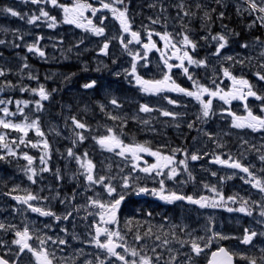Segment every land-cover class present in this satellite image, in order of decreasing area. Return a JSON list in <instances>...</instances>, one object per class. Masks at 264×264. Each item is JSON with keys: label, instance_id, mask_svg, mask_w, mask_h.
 <instances>
[{"label": "rangeland", "instance_id": "obj_1", "mask_svg": "<svg viewBox=\"0 0 264 264\" xmlns=\"http://www.w3.org/2000/svg\"><path fill=\"white\" fill-rule=\"evenodd\" d=\"M90 1L95 5V0H89V2ZM60 2L71 4L73 0H60ZM153 2L154 0H131L129 14L130 16H134L133 30L139 29L141 25H148L156 31H164V28L161 25H151L148 20V17L151 16L155 18L159 13L158 8L154 9L148 7V5ZM160 2L168 8L167 15L169 20L167 30L169 32H179V22L174 19L176 16V9L170 6L175 5L177 0H160ZM195 2H197V0H187L188 4H193ZM199 2L211 7H216L217 12L223 10L226 14L227 11H231L235 15L233 18V24H231V26L228 25V28L239 33V35L232 36L229 39V45L222 50V56L233 55L245 58L249 56H258L259 48L254 44L255 40L250 39L249 33L251 28L247 27V25L251 23L250 20L252 17L248 15L240 16L237 14L235 10L237 0H225L227 6L224 9L213 4L212 0H199ZM6 7H11L16 11H19L21 14L27 13L28 15L36 12L38 8L37 5L23 3L22 0H0V9ZM46 10L49 11L50 15L55 16L58 22L62 21L63 13L59 8L46 6ZM104 14L109 17L105 20L106 35L111 37L119 34L118 22L112 19L109 13L105 12ZM86 15L91 16V13H86ZM100 15L101 13H97V17L93 20L94 23H98ZM185 22H187V20ZM194 22L201 23L199 18L193 19L192 23ZM192 23L191 28L193 29V32L191 35L198 40L199 35L195 32V24ZM257 26L264 29V27H261L259 24H257ZM238 27L243 29V34L238 30ZM0 29L7 30L6 32H0V39L6 41V44L0 45V54H2L0 55V66L11 68L13 71V74L6 78H0V81L7 79L12 81L13 84L20 86L26 85L32 88L37 87L38 84H43L50 92L53 88L58 89L57 92L52 94L50 100L42 102V111L36 112L33 104H30L29 107L24 109L25 115L30 119L35 118L36 116L40 118V126L46 132L51 146L49 167H51L53 171L59 167L61 172L65 174L68 172H75L77 165L74 161L68 163L61 156V154L71 146L70 141L52 134L49 132V129L53 126L63 129L64 117L77 115L78 119L83 117L87 120V123L93 129L92 135H105V126H113L115 122H112L100 112L98 104L103 103L107 106L108 110L113 111L114 114L121 113L130 117L126 126L122 129V135H120L121 129H115L117 134L120 135V138L126 144H144L145 146L150 147L153 151L159 150L168 153H171V150L175 148L186 149L189 154L195 151H199L201 154L208 153V155H203V158L200 160L188 162V171H190L192 176L195 177L194 180H188L187 173L182 170V166L178 169L179 174L174 179H165V188H168L169 191H175L178 194L185 196H193L194 198H199L200 196L212 197L215 194L204 187V185L207 184L215 186L222 192L225 198L238 195L245 199H259V193L257 190L251 188L249 184H246L241 179V176H245L244 173H241L236 169L232 170V168L227 167L226 165L212 162L213 155L211 154L219 155L225 160L228 158V155L231 154L234 159H239L245 166L250 164L255 165V170L253 169V171L259 176H264V173H260L259 171L260 168L264 167V164L258 159L259 153L255 148H250V145H255L256 148H260L261 145H264V131H252L247 128L237 129L232 127L234 117L227 111L230 109V111L237 116L246 115V110L242 101L233 100L231 104L228 105L219 99V101L214 99L213 111L215 112V115L208 118L207 121L209 122H197V127L202 128L204 131L212 132L215 134V138L217 137L216 140L224 145L223 147H217L213 140H209L206 136L201 137L202 133L187 128V123L195 120L200 111V106L194 99L188 100L185 97L179 98L169 95L166 92H161L159 94H146L141 92L138 87L130 84L123 75L119 77L114 75V73L122 71L123 68H127L130 63V57L122 52L117 41H112L109 47V56H104L99 54V48L105 40V37L103 36L97 37L75 25L66 23H58V26L54 29L48 28L43 22H38V25H29L26 22V19L21 20L18 17H12L11 15H6L2 12H0ZM16 30H19L20 33L24 34L23 41H15L21 45L19 48L14 47L12 44V41L15 39L13 33ZM211 31L213 32V28H211ZM221 31L222 28L218 25L214 33ZM202 35H205V31ZM37 36L44 37V39L40 41V46L45 50L47 59H41L38 55L28 52L24 46L25 44H31ZM141 36L144 37L143 31H141ZM153 38L155 39L156 36H153ZM81 39L84 41L82 44L79 43ZM242 43H249L252 46L248 49H244L240 47ZM77 44H79L78 47H73ZM202 46H205V42ZM202 46L200 47L201 49ZM132 47L138 48L139 46L133 45ZM208 47L209 50L207 49ZM207 48L206 50L208 51L205 57H208L209 67L205 68L203 72V82L211 83L213 78L217 81L221 80L222 82L219 81L217 83L220 84V87L225 91H228L231 87V81L222 76V67H229V70L233 75L237 77L242 76L249 81L251 80L250 76H254L253 73L260 70L256 66L257 62L255 59L252 60L250 66L246 65V67H242L237 64L230 67L232 62L223 61L218 57H212L210 55L215 50V44L208 45ZM68 49H71V51H68ZM22 58H26V62L30 65L29 69L24 70L25 75L23 79L14 74L19 72L21 65L25 62ZM113 59H116L115 64L112 62ZM148 59L150 62L148 68H140L138 66V72L140 75L145 79H155L156 76L163 74L164 69L159 65V60L153 51L149 53ZM105 65H107V67H105ZM85 66L87 67V71L83 70ZM98 67L100 68V71H96ZM29 71L34 75H38L39 80L28 79L26 74ZM189 71L196 75L197 70L195 66L191 67ZM72 73H75V75L72 76L71 80L64 82V77ZM92 80L96 81V86L94 88L84 89L82 87L83 84ZM190 84L193 86L191 81ZM254 85L257 88L258 94L264 95V81H259L258 84ZM212 87L214 86L212 85ZM0 97L28 101H36L39 99L37 95H33L29 92H20L19 88L6 89L3 93H0ZM112 97L118 99L122 108L113 109V107L108 104V101ZM165 97L175 100L177 104L173 105L168 103V99H165ZM205 99H207V97ZM261 103L262 102L259 101L254 110L249 105L248 108H250L254 114L260 115ZM142 104H147L155 110L150 113H141L138 109ZM247 104H249V97L247 98ZM85 106L88 108L87 113L83 111ZM9 107L12 111H15L14 104L9 105ZM157 110L186 113V115L173 120L171 117L162 116L160 111ZM133 116H138L139 119H131ZM22 119L23 118L20 115H17L14 118L16 122H19ZM143 120H148L150 123L145 125L141 122ZM177 124H179L180 127H176ZM128 128H130L132 134L128 132ZM0 131L4 130L0 129ZM18 135L19 134L16 132H11L9 139L16 138ZM64 135H68L67 130H64ZM29 138L38 139L34 136L33 132H29ZM202 138L204 140H202ZM244 141H247L248 143L245 144ZM205 147H207V149ZM85 150L88 152L89 158H91L95 164L97 163L96 166L98 172L102 171L104 174H115L119 172L120 169H123L121 175L130 173L133 178H138L130 180V183H132L134 187L138 186L147 187L148 189H159V180L163 177H156L154 173L149 175L138 169L133 171L132 164L136 162L132 161L130 156L125 160L114 152L102 150L91 138L87 139L75 149L77 152H83ZM2 151L3 150H0V153H2ZM18 151L27 152L29 155H32L36 158L34 166L39 165V156L42 154L40 150L25 148L23 145H20ZM261 152H264V148H261ZM176 155V160L184 159L182 154L177 153ZM142 157L145 158L144 155ZM0 164V184L3 193L0 194V222L6 224L12 223L18 227H23L27 224L34 235L42 237L51 236L53 239H63L65 241L67 238L66 244L61 245L57 243L53 245L49 242L46 245L50 252H55L56 259L53 260V264H61V256H63V254L66 258H64V264H66V262L67 264H84L85 260H92L93 264H96L95 256L97 254L101 256V259L105 258L103 250L96 248L94 244L88 242L91 240L90 233L92 232V229L89 225L93 223L92 216H89L87 220H84L82 218L85 213L81 211L79 214L73 213V216L68 220L61 219L60 221H56L50 216L44 217L38 213L32 212L27 209L25 205L12 199L11 196L5 195V193H8L17 185L21 190H18L12 195H24L22 189H29L32 192H36L40 188L45 189V191L40 193L41 195L50 196L51 193L48 191L49 188L58 189L61 196L71 195L73 190L77 187L75 182H70L67 179V175H65L64 182L58 184L56 178L51 173L45 172L43 173V179L37 177V183L32 184L22 170L26 164V161L23 159L9 156L5 160H0ZM139 164L140 167L146 166L142 162ZM109 165L111 166L110 171L108 167ZM5 170H8V173H6ZM213 172L216 173L215 176L212 175ZM79 183L83 184L82 178L79 180ZM97 191H100V189H97ZM117 191H121L118 184ZM124 191L128 194L122 201L117 215L119 218V227L122 234L126 235L127 243L130 247H140V245L133 239L134 234L138 232L143 236L144 233L151 228L152 232L149 233V237L146 238V242L149 246L153 245L155 242H157L156 244L160 243V241H155V236L159 235L161 240L168 239L171 241L168 247L179 249L181 252H188L189 248L187 246L181 248L180 244L174 239L173 233L176 234L177 238L182 239H189L187 235L189 232L193 237H204V241H200L202 246L205 241H208L209 238L212 237L213 232L229 237L228 239H219L218 237L212 238L210 247L206 248L204 252L194 258V264H206L210 259L211 253L216 249H220L222 246H226L233 253L236 259V264H248V260L241 257L254 256L259 258L261 255L259 249L264 248V237L257 236L251 245H245L241 243L240 240L244 235V230L246 228L250 230L254 229L257 232L264 231V225L257 223L260 218L255 211L252 216H248L236 211L229 212L226 207L223 206L200 207L197 204L180 201L168 203L158 199V196L151 194H148L146 198L144 197L146 194L137 195L132 188L125 189ZM88 195H92V193L89 192ZM102 197L107 199L103 194ZM76 203H84V197L78 195ZM40 206L50 208L60 216H63V214L69 210L67 205L61 204L59 200L52 199L47 202H42ZM238 206V204H232L230 201L227 202V207L235 208ZM2 210L4 211L1 212ZM149 213H151V215H149ZM128 221L130 223H128ZM173 225H176L177 227L173 228ZM109 227H111V225H109ZM64 229L67 231H64ZM80 233L83 234L81 235ZM14 238V233L11 231L0 232V239L7 242L5 246H0V255H4L3 257L11 264H14L15 261V256L13 254L16 252V246L11 244V241ZM104 239L105 238L102 236L101 240ZM30 243L35 246V239L30 241ZM140 243L143 244L145 241L142 240ZM67 244L72 246V251L77 256H70V248ZM9 249H11V251H9ZM118 251H122V249H118ZM146 251L151 255L149 249H146ZM157 251H164L165 258H167L166 249L158 248ZM93 252L95 254H93ZM180 259L183 260L184 257H181ZM20 264H33V257L25 252L20 257ZM111 264H120V262L116 261L115 258H112Z\"/></svg>", "mask_w": 264, "mask_h": 264}, {"label": "snow or ice", "instance_id": "obj_2", "mask_svg": "<svg viewBox=\"0 0 264 264\" xmlns=\"http://www.w3.org/2000/svg\"><path fill=\"white\" fill-rule=\"evenodd\" d=\"M23 3H31L37 5V11L31 15L27 13L21 14L19 11L14 10L11 7L0 9V12L11 15L12 17H18L21 20H25L29 25H38V22H43L48 28H56L58 23H66L75 25L78 28L83 29L86 32L91 33L97 37H105L99 48V54L109 56V47L113 40L117 41L123 53L130 57V63L127 68H123L122 71L114 73L117 77L123 75L130 84L138 87L139 90L146 94H159L161 92H177L181 93L186 97L194 99L200 106V111L196 116V119L187 123V128L195 130L198 133H202L208 137L209 140H213L217 147H223L224 145L219 143L215 138V134L204 131L202 128L197 127V122L205 123L210 116L215 115L213 111V100L219 99L225 104L230 105L233 100H240L244 104L246 115L237 116L232 113L230 109L227 111L234 117L232 127L237 129H250L252 131H264V95L258 94L254 90V86L249 82L248 79L237 77L232 74L229 67H222V76L231 81V87L228 91H225L220 87L215 78L212 79L211 83L214 87H209L201 84L199 80L194 78V74L189 71L193 66L196 68H207L208 57L198 59L194 56L196 53L199 41H204L205 45L215 44V50L210 54L212 57H218L223 61L232 62L230 67L237 64L243 66L250 65L252 60L255 59L258 69L254 72V75L259 81H264V41H261L259 37L255 38L254 44L258 46V56L239 57L233 55H221L222 50L228 47L229 39L232 36H238L239 33L229 29L227 25L222 24L221 32L213 33L211 31L213 24V15L215 14L216 19L222 21L224 19V11L217 12L216 7H211L207 4L200 3L199 0L193 4H188L187 0H177L175 5H170L176 9L175 20L179 22V32H169L167 15L168 8L164 6L160 0H154L153 3L148 5L149 8H158L159 13L155 18L148 17L151 25H161L164 31H156L154 28L148 25H141L139 29L133 30L134 16L129 14V5L131 0H96L95 5L89 0H73L71 4L61 3L60 0H22ZM212 3L224 9L227 5L225 0H212ZM46 6L53 8H59L63 13L62 21H57V18L50 15L49 11L46 10ZM236 12L240 16L248 15L252 17V21L248 28H252L259 24L264 27V0H237L235 5ZM107 12L111 15V18L119 24V34L108 37L106 35L105 20L109 17L104 13ZM91 13V16L86 15ZM97 13H101L98 23H94L93 20L97 17ZM199 18L201 21V30L205 31V35L200 36L199 40L195 39L191 33V23L193 19ZM187 20V22H185ZM5 29H0V32H6ZM141 31L144 32V37L141 36ZM15 39L12 41L14 47L19 48L21 45L16 43V40L23 41L24 34L16 30L13 33ZM153 36L159 38L162 43V47L157 46V41L153 39ZM43 36H37L31 44H25L27 51L38 55L41 59H47L45 50L40 46V41L43 40ZM84 41H79L82 44ZM62 43V41H61ZM6 44L4 39H0V45ZM133 45L139 46L138 48L132 47ZM79 44L73 47H78ZM249 43H242L241 48L248 49L251 47ZM155 50L160 54L163 61V65L166 69L162 78L160 79H145L138 72V66L140 68L149 67L148 55L150 52ZM71 51V49H68ZM2 55V54H0ZM25 62L21 65L19 72L14 73L23 79L25 69H29L30 65L26 62V58H22ZM177 61V63H171V60ZM116 63V59L112 61ZM107 67V65H105ZM173 68L181 70L182 75L187 77L193 84V89L189 90L181 87L175 82L170 73ZM87 71V67L83 69ZM96 71H100L98 67ZM13 74L11 68L0 66V78H6ZM75 73L69 74L64 77V82L71 80ZM27 78L30 80H39L38 75H34L31 71L27 72ZM222 82V81H221ZM96 86V81L92 80L82 85L84 89H91ZM19 88L20 92H29L39 97L36 101L28 100H13L11 98L5 99L0 97V160H5L7 157H13L17 159H23L26 161L23 171L27 176V179L32 183H37V177L43 179V173L49 172L55 178L58 184L63 183L65 175L70 182H75L77 187L73 190L71 195L61 196L58 189L49 188L48 191L51 193L50 196L41 195L40 193L45 191L44 188H40L36 192H32L29 189H22L24 195H12L13 193L21 190L19 186H14L8 193L12 199L18 203L23 204L27 209L34 213H38L44 217H52L56 221L61 219L68 220L73 216V213L79 214L81 211L85 213L82 219L87 220L89 216L93 217V223L89 225L92 229L90 233L91 240L88 241L95 245L96 248L103 250L105 258L101 259L100 255L95 256L96 264H111L112 258L119 261L120 264H194V258L199 256L204 250L210 247L212 238L218 237L219 239H228L229 237L223 236L220 233L213 232L212 237L208 241L201 245L200 241H204V237H193L189 232L187 233L189 239L177 238L176 234L173 233L174 239L180 244L181 248L187 246L188 252H181L179 249H173L168 247L171 241L168 239L161 240L159 235L155 236V241H160L159 244L153 243L149 246L146 242V238L149 237V233L152 229L149 228L143 236L138 232L134 234V241L140 245L139 248L130 247L127 243L126 235L122 234L119 227L118 212L122 201L128 194L125 189L132 188L137 195L140 194H151L158 196L161 200L172 203L178 200H187L189 203L197 204L200 207H226L229 212L244 213L248 216H252L253 212H257L259 220L257 223L264 225V176H259L253 169L255 165L245 166L239 159H234L231 154L225 160L219 155L213 154L214 163L220 165H226L232 169H236L245 176H241V179L249 184L253 189L259 193V199L251 200L233 195L225 198L221 191L215 186L205 184L204 187L209 189L215 195L212 197L200 196L194 198L193 196H185L178 194L175 191H167L165 189V179L172 180L178 174V169L182 166V170L187 173L188 180H194L195 177L188 171L189 161H197L203 158V155L199 151L189 152L186 149L175 148L171 150V154H163L159 150L153 151L150 147L144 144H126L120 138L122 135V129L126 126L127 121L130 117L126 114L116 113L109 111L107 106L103 103L98 104L100 112H102L109 120L115 122L113 126H105V135H92L93 129L87 123L85 118H77V115H69L64 117L63 129L53 126L49 129V132L56 136H60L64 139H68L71 146L61 154L62 158L68 163L75 162L77 169L75 172L62 173L61 169L57 167L55 171L49 167V161L51 159V146L47 137L46 132L40 126V118H29L24 113V109L29 107L30 104L34 105L35 111L40 112L43 110V101L50 100L53 93L57 92L58 89L53 88L48 91L43 84H38L37 87L32 88L30 86H20L13 84L12 81L4 79L0 81V93H3L6 89ZM207 97V99H205ZM253 97L258 101H261L260 115L253 114L252 110L247 106V98ZM168 103L176 105L177 102L168 97ZM15 105V111H12L9 105ZM108 104L113 109L122 108V105L117 98L112 97ZM155 109L149 107L147 104L139 106L138 111L141 113H150ZM87 113L88 108L85 106L83 109ZM160 114L165 117H171L176 120L186 113H176L167 110H157ZM20 115L23 119L16 122L14 118ZM131 119H139L138 116H133ZM143 124L148 125L150 121L143 120ZM176 127H180L179 124ZM116 128L121 129L120 135L115 131ZM64 130L68 131V135H64ZM16 132L19 135L16 138L9 139L10 133ZM29 132H33L34 136L38 139L29 138ZM91 138L94 140L102 150L108 152H114L116 155L123 157L125 160L131 157L132 161L136 163L132 164V170L137 169L143 173L149 175L155 174L156 177H163L159 180V189L153 188L148 189L147 187H134L130 180L138 179L133 178L131 174L121 175L123 169L115 174H104L102 171H97V166L91 158H89L88 152H77L75 149L83 144L87 139ZM195 139V138H194ZM247 144V141H244ZM23 145L25 148L38 149L42 153L39 156V165L34 166L36 158L29 155L27 152H19V146ZM250 148H255L259 153L258 159L264 164V152H261L260 148H256L255 145H250ZM118 150V151H117ZM141 153H147L148 155L155 157L156 162L148 164L144 161L146 166L140 167L139 162L143 159ZM177 153L183 155L184 159L179 162L176 161L175 156ZM109 171L111 166L109 165ZM167 169V172H165ZM260 173H264V167L259 169ZM216 175L215 172L212 173ZM83 179V184L79 183L80 179ZM231 178V177H229ZM115 182V183H114ZM117 184L121 191H117ZM100 189V191H97ZM91 192L92 195H88ZM102 194L107 199L102 197ZM84 197V203L77 204V196ZM50 199L59 200L61 204H65L69 207L63 216L57 215L50 208L41 207L42 202H47ZM232 204H238V207H227V202ZM35 202V203H33ZM151 215V213H149ZM130 223V222H128ZM111 225V227H109ZM177 227L173 225V228ZM13 232L14 239L11 244L16 246V252L14 264H20V257L27 252L33 257V264H53V260L56 259L55 252H50L46 245L51 242L53 245L59 243L61 245L66 244L63 239H53L51 236H39L34 235L30 230L29 226L25 224L23 227H18L12 223L0 222V232ZM64 231H67L64 229ZM167 235V234H166ZM104 240H101V237ZM264 237V231L257 232L252 229H245L244 235L240 238L241 243L245 245H251L253 240L257 237ZM35 239L36 245L34 246L30 241ZM144 240L145 243L140 242ZM6 241L0 239V246H5ZM254 246V245H253ZM122 251H117V249ZM158 248L166 249L167 258H165L164 251H157ZM149 249L151 255L148 254ZM11 251V249H9ZM261 255L259 258L254 256L241 257L248 260V264H264V248L259 249ZM220 254L227 260V264H232V255L229 254L226 249L220 248L218 250ZM218 253H212V260L210 264H216V257ZM130 257V258H129ZM184 257L183 260L180 258ZM0 264H9V261L3 256H0ZM84 264H93L92 260H85Z\"/></svg>", "mask_w": 264, "mask_h": 264}, {"label": "flooded vegetation", "instance_id": "obj_3", "mask_svg": "<svg viewBox=\"0 0 264 264\" xmlns=\"http://www.w3.org/2000/svg\"><path fill=\"white\" fill-rule=\"evenodd\" d=\"M256 37H259L260 39L261 38H264L263 28H259L257 25H255L251 29V38L253 40H255ZM173 63L175 64V63H177V61H173ZM174 72H175V77L173 79L175 80V82L177 84H179L183 88L187 87L186 80H185V76L182 75L181 70L180 69H177V68H174ZM160 152L163 153V154H171V153H168V152H162V151H160ZM176 158H177V155L175 156V159ZM179 160H176V161H179ZM144 161H147L148 164H152V163H155L156 162V159H155V157H152V156L151 157H147L146 156L145 159L143 160V164H144ZM165 171H167V169H165ZM0 189H1V184H0ZM165 189L167 191H169L168 188H165ZM186 195H188V194H186Z\"/></svg>", "mask_w": 264, "mask_h": 264}, {"label": "bare ground", "instance_id": "obj_4", "mask_svg": "<svg viewBox=\"0 0 264 264\" xmlns=\"http://www.w3.org/2000/svg\"><path fill=\"white\" fill-rule=\"evenodd\" d=\"M148 1V0H147ZM236 10V9H235ZM236 13V12H235ZM246 16V15H245ZM69 39V38H68ZM70 41V40H69ZM62 66V65H61ZM248 66H250V65H248ZM246 67V66H245ZM243 70V69H242ZM247 70V69H246ZM250 71V70H249ZM47 72V71H46ZM253 72V71H252ZM247 73H249V72H247ZM254 74V73H253ZM255 76V75H254ZM102 100V99H101ZM85 117V116H84ZM141 117V116H140ZM99 119V118H98ZM96 120V119H95ZM102 120V119H101ZM106 122V121H105ZM113 122V121H112ZM142 122V121H141ZM207 122H209V121H207ZM103 123V122H102ZM108 123V122H107ZM132 125V124H131ZM133 126V125H132ZM96 127V126H95ZM139 127V126H138ZM221 127V126H220ZM134 128V127H133ZM150 128V127H149ZM215 128V127H214ZM138 129V128H137ZM186 129V128H185ZM218 129V128H217ZM223 129V128H222ZM130 130V129H129ZM163 130V129H162ZM214 130V129H213ZM224 130V129H223ZM226 130V129H225ZM209 131V130H208ZM188 132V131H187ZM214 132H215V130H214ZM138 133V132H137ZM176 133V132H175ZM212 133V132H211ZM178 134V133H177ZM217 134V133H216ZM179 135V134H178ZM196 135V134H195ZM221 135V134H220ZM198 136H199V134H198ZM202 136H204V135H202L201 134V137ZM175 137V136H174ZM201 137H199V138H201ZM220 137V136H219ZM221 137H223V136H221ZM177 138V137H176ZM204 138V137H203ZM202 138V140H204ZM217 138V137H216ZM185 139V138H184ZM197 139V138H196ZM222 140V139H221ZM220 140V141H221ZM193 142V141H192ZM208 142V141H207ZM222 142V141H221ZM186 143V142H185ZM204 143V142H203ZM224 143V142H223ZM166 144V143H165ZM170 145V144H169ZM195 145V144H194ZM225 145H226V143H225ZM89 146H90V143H89ZM183 146V145H182ZM185 146V145H184ZM191 146V145H190ZM206 146V145H205ZM66 147V146H65ZM206 149H207V147H205ZM214 148V147H213ZM211 149V148H210ZM88 150V149H87ZM96 150V149H95ZM218 150V149H217ZM204 151V150H203ZM211 151V150H210ZM211 155H213V154H211ZM98 156V155H97ZM105 158V157H104ZM116 159V158H115ZM95 160H97V159H95ZM100 160V159H99ZM247 162V161H246ZM97 164V163H96ZM248 164V163H247ZM112 165V164H111ZM233 170V169H232ZM255 170V169H254ZM16 175V174H15ZM13 177V176H12ZM15 178V177H14ZM203 180V179H202ZM14 182V181H13ZM16 182V181H15ZM19 183V182H18ZM17 183V184H18ZM201 184V183H200ZM188 186V185H187ZM186 186V187H187ZM119 187V186H118ZM184 187V186H183ZM193 187V186H192ZM190 188V187H189ZM198 188V187H197ZM252 188V187H251ZM200 189H202V188H200ZM198 190H199V188H198ZM253 190V189H252ZM190 191H192V190H190ZM255 195H256V193H255ZM253 196V195H252ZM157 198V197H156ZM158 199H160V198H158ZM159 201V200H158ZM164 202V201H163ZM156 203V202H155ZM159 203V202H158ZM61 206V205H60ZM154 208V207H153ZM66 209V208H65ZM1 210V209H0ZM4 210H2L1 212H3ZM11 211V210H10ZM129 211V210H128ZM132 211V210H131ZM123 212H124V210H123ZM126 212V211H125ZM163 213V212H162ZM161 213V214H162ZM1 214V213H0ZM133 214V213H132ZM157 214V213H156ZM8 215V214H7ZM126 215V214H125ZM122 216V215H121ZM128 216V215H127ZM132 217V216H131ZM134 217H135V214H134ZM125 218V217H124ZM128 218V217H127ZM143 218H145V217H143ZM129 219V218H128ZM141 219V218H140ZM127 220V219H126ZM131 221V220H130ZM142 221V220H141ZM129 222V221H128ZM141 224V223H140ZM74 225V224H73ZM76 225V224H75ZM138 225V224H137ZM82 226V225H81ZM60 227V226H59ZM70 227V226H69ZM84 227V226H83ZM74 228H76V227H74ZM67 229V228H66ZM154 229V228H153ZM69 231V230H68ZM159 231V230H158ZM70 232V231H69ZM76 232V231H75ZM159 232H161V231H159ZM73 233H74V231H73ZM155 233V232H154ZM75 234V233H74ZM81 234V233H80ZM83 234V233H82ZM81 234V235H82ZM159 234V233H158ZM69 235V234H68ZM67 235V236H68ZM153 235V234H152ZM60 236V235H59ZM63 236H64V234H63ZM69 237V236H68ZM74 237V236H73ZM76 237V236H75ZM151 237V236H150ZM65 239V238H64ZM72 239V238H71ZM85 240H86V238H85ZM66 241H67V238H66ZM85 242V241H84ZM70 243H73V242H70ZM83 243V242H82ZM155 243H157V242H155ZM85 244V243H84ZM69 245V248H70V253H71V257L72 256H77V255H75V253L72 251L73 249H72V246L70 245V244H67V246ZM92 245V244H91ZM133 246V245H132ZM77 247V246H76ZM84 247V246H83ZM86 247V246H85ZM92 247V246H91ZM135 247V246H134ZM78 248V247H77ZM91 249V248H90ZM89 249V250H90ZM65 251V250H64ZM67 251V250H66ZM82 251V250H81ZM84 251V250H83ZM97 251V250H96ZM95 252V251H94ZM93 252V254H95ZM66 253V252H65ZM91 253V252H90ZM98 253V252H97ZM78 254V253H77ZM81 254V253H80ZM100 254H102V253H100ZM67 255V254H66ZM59 257H60V255H59ZM58 257V258H59ZM101 257V256H100ZM64 258H65V255L63 254V256H61V264H64ZM94 258V257H93ZM60 259V258H59ZM66 259V258H65ZM72 259V258H71ZM68 260V259H67ZM70 260V259H69ZM73 261V260H72ZM72 263V262H71ZM66 264H67V262H66ZM75 264V263H74Z\"/></svg>", "mask_w": 264, "mask_h": 264}, {"label": "trees", "instance_id": "obj_5", "mask_svg": "<svg viewBox=\"0 0 264 264\" xmlns=\"http://www.w3.org/2000/svg\"><path fill=\"white\" fill-rule=\"evenodd\" d=\"M219 11H221V10H219ZM218 11V12H219ZM235 17V15L230 11V12H226V14H225V18L222 20V21H220V20H217L216 19V17H215V15H213V24H212V27H213V29H215V27H217L218 25H222V24H224V25H231V24H233V18ZM238 30L239 31H241L242 33L241 34H243L244 33V31H243V29L242 28H240V27H238ZM264 31V30H263ZM243 37H244V35H243ZM249 37H250V34H249ZM130 128H128V132L130 133V134H132V131L131 130H129ZM137 139H138V137H137Z\"/></svg>", "mask_w": 264, "mask_h": 264}, {"label": "water", "instance_id": "obj_6", "mask_svg": "<svg viewBox=\"0 0 264 264\" xmlns=\"http://www.w3.org/2000/svg\"><path fill=\"white\" fill-rule=\"evenodd\" d=\"M222 248H224V249H226V251L229 253V254H231L230 252H229V250L224 246V247H222ZM215 252H217L218 253V255H217V257H216V264H227V260H226V258L223 256V254H220L219 252H218V250H216ZM232 255V254H231ZM212 260V255H211V258H210V261ZM10 264V263H9ZM208 264H210V262L208 263ZM232 264H236V261H235V257L232 255Z\"/></svg>", "mask_w": 264, "mask_h": 264}]
</instances>
